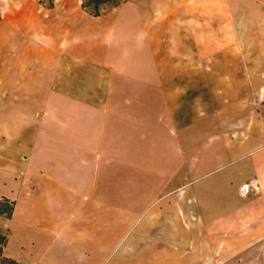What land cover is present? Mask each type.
I'll use <instances>...</instances> for the list:
<instances>
[{
  "label": "crops",
  "instance_id": "1",
  "mask_svg": "<svg viewBox=\"0 0 264 264\" xmlns=\"http://www.w3.org/2000/svg\"><path fill=\"white\" fill-rule=\"evenodd\" d=\"M6 201L0 264H264V0L0 3Z\"/></svg>",
  "mask_w": 264,
  "mask_h": 264
},
{
  "label": "trees",
  "instance_id": "2",
  "mask_svg": "<svg viewBox=\"0 0 264 264\" xmlns=\"http://www.w3.org/2000/svg\"><path fill=\"white\" fill-rule=\"evenodd\" d=\"M53 0H51L52 2ZM117 1H120V0H89L90 4H92L95 8H98L101 4H104V3H113V4H116ZM83 7H87L85 4H82ZM3 202V201H2ZM12 203H8L6 201L5 205H1L0 203V211H6L7 213V216L10 215L11 211H12ZM5 243V237L0 235V249H1V246ZM3 264H17L16 262L12 261V260H7V259H4L2 261Z\"/></svg>",
  "mask_w": 264,
  "mask_h": 264
},
{
  "label": "rangeland",
  "instance_id": "3",
  "mask_svg": "<svg viewBox=\"0 0 264 264\" xmlns=\"http://www.w3.org/2000/svg\"><path fill=\"white\" fill-rule=\"evenodd\" d=\"M3 1H7V0H0V3H2ZM39 2V4H43L45 6H50L51 5V0H37ZM82 4H85L87 6L88 9H90L92 12H97V8H95L92 4H90L89 0H81ZM119 2V1H117ZM113 4V3H111ZM102 5V4H101ZM100 5V7H101Z\"/></svg>",
  "mask_w": 264,
  "mask_h": 264
}]
</instances>
